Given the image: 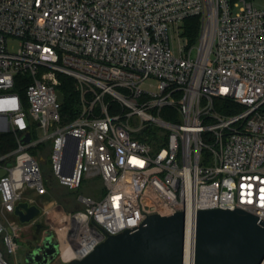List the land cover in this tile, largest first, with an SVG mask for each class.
<instances>
[{"label": "built area", "instance_id": "2783aa9c", "mask_svg": "<svg viewBox=\"0 0 264 264\" xmlns=\"http://www.w3.org/2000/svg\"><path fill=\"white\" fill-rule=\"evenodd\" d=\"M192 17L201 20L194 43L183 26ZM61 76L81 92L67 122ZM215 100L229 102L226 113ZM165 108L179 122L163 119ZM3 134L15 147L0 154V264H12L28 227L9 220L23 201L41 209L29 227L44 222L72 261L182 212L193 264L199 211L240 209L264 222V9L254 0H0ZM45 144L50 175L33 153ZM94 179L103 193L79 195V211L43 201L55 183L77 191Z\"/></svg>", "mask_w": 264, "mask_h": 264}, {"label": "water", "instance_id": "95a60500", "mask_svg": "<svg viewBox=\"0 0 264 264\" xmlns=\"http://www.w3.org/2000/svg\"><path fill=\"white\" fill-rule=\"evenodd\" d=\"M30 134L23 139L29 143ZM73 163L75 152L69 157ZM6 170H0V177ZM41 209L27 201L20 202L14 216L22 226H29ZM66 218L57 224L61 228ZM196 238L193 264H264V222L237 209L206 210L196 214ZM32 227L40 228L36 223ZM186 216H153L136 232L111 236L81 260L69 264H185ZM36 248L26 251L25 260L34 264H52L60 255V246L48 234Z\"/></svg>", "mask_w": 264, "mask_h": 264}, {"label": "rangeland", "instance_id": "374dc122", "mask_svg": "<svg viewBox=\"0 0 264 264\" xmlns=\"http://www.w3.org/2000/svg\"><path fill=\"white\" fill-rule=\"evenodd\" d=\"M254 6L258 9H264V0H254ZM185 41L186 40L184 39L183 43H185ZM175 46L176 54L179 55L177 51V41H175ZM193 58H196V51L193 52ZM50 147V144H45L40 150H38L37 152L35 151V154H40L41 157H43L50 152ZM41 169L45 175H50L51 166L49 156L46 157L45 161L41 162ZM102 186V182L97 179L88 181L86 180L82 184L79 192H77V194H74L67 188L61 187L57 183H55V187L49 190V195L47 196L48 198L43 201L56 200L59 203V206L63 209H65V206H63V204L66 203L69 204L66 207V209H68L69 211L78 210L80 209L79 206H81L77 200L78 195H92L94 197H100L103 193ZM26 197L33 198L37 203H41V198L33 193H28ZM9 220L13 223L18 221L14 215L9 216ZM5 225L9 229V231H11V228L7 222H5ZM16 243L18 244L19 249L14 256H10V261L12 262V264H24L25 252L33 246L31 227H26L22 232L18 234ZM71 261L72 260L70 258L61 254L53 264H69Z\"/></svg>", "mask_w": 264, "mask_h": 264}, {"label": "trees", "instance_id": "16d2710c", "mask_svg": "<svg viewBox=\"0 0 264 264\" xmlns=\"http://www.w3.org/2000/svg\"><path fill=\"white\" fill-rule=\"evenodd\" d=\"M184 34L185 36H187L189 38V40L194 43L199 35V29L201 26V20L198 17H192V18H188L184 21ZM61 98L63 101V106H62V115L65 118L64 122H67L66 119H73L79 112L80 110V96H81V92L80 89L77 85V83L68 76H61ZM29 80H26L25 83H28ZM215 105H216V109L221 112V113H226L225 109L227 106H229V102L228 101H224V100H215ZM161 116L163 117V119H165L166 121L172 122V123H177L179 122V114L177 112V110L175 109H171V108H165L162 110L161 112ZM155 133L152 132V135H154ZM142 139H145L144 137H141ZM149 143H151V145H153L154 147H158V143L156 142V138H154L153 136L151 138H149ZM15 147V140L12 134H3L0 135V154H5L8 153L10 151H12ZM43 147V145L39 146L37 149H35L33 151V153H35V151L37 152L38 150H40ZM49 153L46 154L45 156H43L42 158L46 159V157H48ZM52 188H54L53 186L49 187V190H51ZM80 190V189H79ZM79 190L77 191H71L74 194H77V192H79ZM79 196V195H78ZM69 204H63V206H65V210L69 211L68 209H66V207ZM79 206V205H78ZM80 209L78 210H74V211H69V212H76L82 209V206H79Z\"/></svg>", "mask_w": 264, "mask_h": 264}, {"label": "flooded vegetation", "instance_id": "af4514ba", "mask_svg": "<svg viewBox=\"0 0 264 264\" xmlns=\"http://www.w3.org/2000/svg\"><path fill=\"white\" fill-rule=\"evenodd\" d=\"M41 225L40 228H36V227H31V230H32V243H33V246L31 248H29L27 251H32L36 248L37 244H36V241H40V244L45 240V238L48 236V234H53V236L55 237L54 233L52 231H50L46 224L44 222L42 223H38ZM56 239V237H55ZM26 253V252H25ZM60 256V255H59ZM58 256V257H59ZM57 260V259H56ZM55 260V261H56ZM54 261V262H55ZM53 262V263H54ZM52 263V264H53ZM24 264H34V263H31V262H27L25 260V257H24Z\"/></svg>", "mask_w": 264, "mask_h": 264}, {"label": "bare ground", "instance_id": "6f19581e", "mask_svg": "<svg viewBox=\"0 0 264 264\" xmlns=\"http://www.w3.org/2000/svg\"><path fill=\"white\" fill-rule=\"evenodd\" d=\"M185 264H192V263H189L188 261H186Z\"/></svg>", "mask_w": 264, "mask_h": 264}, {"label": "crops", "instance_id": "0c3cea01", "mask_svg": "<svg viewBox=\"0 0 264 264\" xmlns=\"http://www.w3.org/2000/svg\"><path fill=\"white\" fill-rule=\"evenodd\" d=\"M54 187H55V185H54Z\"/></svg>", "mask_w": 264, "mask_h": 264}]
</instances>
